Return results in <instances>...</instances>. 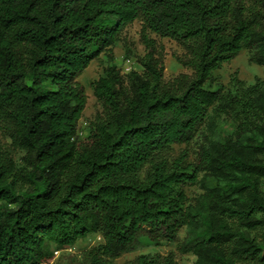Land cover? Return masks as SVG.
Instances as JSON below:
<instances>
[{
	"label": "trees",
	"instance_id": "16d2710c",
	"mask_svg": "<svg viewBox=\"0 0 264 264\" xmlns=\"http://www.w3.org/2000/svg\"><path fill=\"white\" fill-rule=\"evenodd\" d=\"M135 21L149 53L143 73L122 75L109 53ZM150 33L178 42L192 74L166 81ZM245 50L264 67V0H0V264H51L53 248L95 234L82 264L162 243L194 264H264V78L211 89ZM102 54V113L80 141L78 78ZM211 110L234 136L175 156ZM202 173L215 185L192 204ZM185 227L196 232L181 242ZM124 264L178 262L170 251Z\"/></svg>",
	"mask_w": 264,
	"mask_h": 264
},
{
	"label": "rangeland",
	"instance_id": "374dc122",
	"mask_svg": "<svg viewBox=\"0 0 264 264\" xmlns=\"http://www.w3.org/2000/svg\"><path fill=\"white\" fill-rule=\"evenodd\" d=\"M149 37L154 41L157 57L163 59L164 77L170 81L180 74H192V71L183 67L178 59L186 55L184 48L176 41L169 38H162L154 33ZM149 53V48L142 38V23L135 21L128 26L122 33L121 40L112 48L109 53L113 57L115 64L122 75L131 71L143 73V68L139 65V59L144 58ZM109 55L102 54L98 60H93L89 67L78 78V81L84 87L87 102L82 117L78 124V138L85 141L88 138L90 124L97 116L102 113V107L93 93L92 84L104 75V70L110 65ZM264 78V67L258 65L252 59L251 53L242 51L234 60L225 63L221 69L214 72L211 89H222V91H233L235 81H241L245 86H252L258 80ZM237 124L231 116L211 110L205 123L200 128L195 139L188 146H175L174 155H179L187 150L191 160L195 158L198 148L209 141H218L221 138L233 137L236 132ZM8 142L7 140H5ZM22 153L16 154V160L19 161ZM215 182L206 177L204 173L200 174L199 183L187 189V195L190 203L196 204L200 195L204 194L207 188H212ZM199 231V229H198ZM195 230L183 228L179 234V240L185 241L188 237H193ZM102 243L99 235H89L84 240L64 250L52 249L53 256L51 264H82V257L85 251L98 246ZM170 251L175 252L178 264H194L196 257L189 254H181L178 251L176 243H162L159 246L138 245L137 248L116 260V264H124L134 260L136 257L145 254L161 253L166 254Z\"/></svg>",
	"mask_w": 264,
	"mask_h": 264
}]
</instances>
